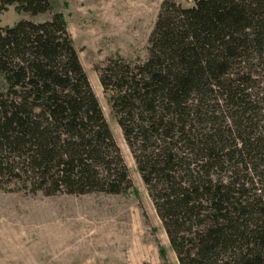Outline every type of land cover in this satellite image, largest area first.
Returning a JSON list of instances; mask_svg holds the SVG:
<instances>
[{
	"label": "trees",
	"instance_id": "1",
	"mask_svg": "<svg viewBox=\"0 0 264 264\" xmlns=\"http://www.w3.org/2000/svg\"><path fill=\"white\" fill-rule=\"evenodd\" d=\"M54 0H0V190L133 188ZM143 61L97 68L179 264H264V0L161 5Z\"/></svg>",
	"mask_w": 264,
	"mask_h": 264
},
{
	"label": "rangeland",
	"instance_id": "2",
	"mask_svg": "<svg viewBox=\"0 0 264 264\" xmlns=\"http://www.w3.org/2000/svg\"><path fill=\"white\" fill-rule=\"evenodd\" d=\"M188 8L195 0H54L81 65L129 170L132 190L121 195L47 197L0 190V264H179L123 137L97 68L121 57L143 61L161 5ZM15 6L0 13V27L43 22Z\"/></svg>",
	"mask_w": 264,
	"mask_h": 264
}]
</instances>
